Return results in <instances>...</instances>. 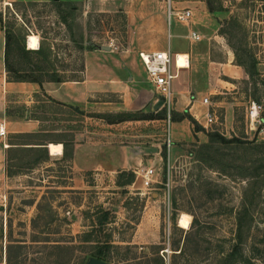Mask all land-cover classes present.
<instances>
[{"label":"rangeland","instance_id":"obj_1","mask_svg":"<svg viewBox=\"0 0 264 264\" xmlns=\"http://www.w3.org/2000/svg\"><path fill=\"white\" fill-rule=\"evenodd\" d=\"M6 1L11 5L4 6L0 0L4 22L24 21L29 36L38 38V47L40 42L52 46L51 62L59 78L80 79L84 54L97 51L94 59L98 62L124 66L126 82L139 83L132 89L138 91L142 83L151 92L144 69L142 73L133 70L136 63L142 67L139 53L162 51V45H170L172 55L188 57V66L179 70L178 79L191 85L197 99L207 98L208 102L197 109L199 120L178 111L176 95L167 108L156 93L143 99L150 104L146 112L135 106L137 102L127 100V107L137 109L92 114L94 133L101 134L95 139L105 141L108 131L111 141L156 149L145 154V163L139 166V170L154 171L149 188H143L137 173L128 171L118 174L115 185L109 181L104 189L64 191L70 183L69 165L54 162L49 169L32 170L28 163L32 158L11 153L13 159L8 162L6 151L0 162V195L5 199L4 210H0V264H85L90 253L105 244L111 245L105 258L108 264H155L157 256L165 264H216L236 242V214L247 186V180L240 177L247 172L239 166L244 163L247 169L257 159L255 151L264 155V146L252 148L264 145V0H214L211 13L206 0H56L74 8L65 24L53 10L52 0ZM179 2H187L188 7H180ZM169 9L172 13L187 9L191 16L186 24L177 23L174 17L169 21ZM192 31L199 41L189 39ZM103 46L110 51L101 50ZM229 61L236 66L237 61L244 62L251 77L241 67L244 75L237 77ZM182 71L186 78L180 76ZM207 86H213L210 95L202 93ZM45 98L39 92L28 106L24 98L14 96L9 113L12 118H53L57 112L59 118L80 120V112L74 108H61ZM94 100L120 101L112 93L96 94ZM220 102L232 106L229 127L224 126ZM253 104L260 109L251 119ZM126 114L130 121L106 126L107 118L120 119ZM207 114L214 123H207ZM46 126L52 130V123ZM70 126L58 134L59 139H69L71 130H79L81 125ZM211 131L253 146L243 150L223 146L220 158L224 161L215 165L225 170L222 173L200 159L216 164L200 150ZM118 133L121 135H115ZM43 135L49 140L57 137ZM254 194L248 217H243L249 228L242 234L244 244L234 264H264V181ZM49 212L52 219L45 217ZM105 212L107 220L100 225ZM182 214L190 217L188 229L179 226ZM86 235L91 242L83 241Z\"/></svg>","mask_w":264,"mask_h":264},{"label":"crops","instance_id":"obj_2","mask_svg":"<svg viewBox=\"0 0 264 264\" xmlns=\"http://www.w3.org/2000/svg\"><path fill=\"white\" fill-rule=\"evenodd\" d=\"M2 1L4 6L9 4L6 0ZM10 1L14 3L15 1L44 2L46 0ZM178 4L180 7H188L187 2H179ZM167 48L170 50V45L168 47L162 45L160 49L168 50ZM97 54V51H89L84 54L83 71L80 79L69 80L63 83L46 82L41 87L34 83L8 82L4 69V31L0 24V125L5 127V136L0 138L1 163L4 162L6 151L9 148L8 141H6L7 135L52 133L53 136L57 137H54L56 138L54 140L46 142L49 160L36 165L32 170L49 169L55 165L54 162L56 164L69 165L68 167L71 170L70 183L62 188L64 191L86 192L91 189H104V186L109 181H114L115 185L117 175L122 172L131 171L133 174L137 173L136 170H139V166L143 162L145 163L146 158H144V155L148 153L146 150L152 148H141L139 146L119 144L115 140L111 141L107 136L108 131L105 132V141L95 139V137H99L101 134L94 133L92 114L94 112L105 114L129 109L136 110L137 108L135 107H127V100L132 103L137 102L135 106H138V109L142 107L144 109L143 112L149 111L150 108L147 107H150V104L143 102V99L147 100L151 95H155L154 89L149 85L151 88L150 92L145 84L140 83L139 90L135 91L132 88L139 83H135V81L126 82V71L121 63L117 62L109 67L105 63L94 59ZM104 54L109 55L110 53ZM231 62L229 61L232 64L231 67L234 68V70L231 69V72H235L237 77H243V70ZM143 69V66L139 67L138 63L133 68L135 73H142ZM179 73L178 71V76L172 86V93L177 97L176 107L179 112L188 113L196 120H199V116L196 114L197 109L203 104L202 100L200 101L196 95H192L191 85L187 81L181 78L178 79ZM180 76L186 78L185 71H182ZM174 88H176L175 91ZM212 89L213 86H207L202 93L210 95L213 92ZM39 92H42L46 96L45 99L48 102L52 100L63 106L78 108L80 120L62 119L58 117V114H54L53 118H39L38 120L28 116L12 118L9 111L13 108L14 96L24 98L23 103L29 106L34 103L33 97ZM109 93L118 95L120 101L94 100L96 94ZM218 106L224 109V126H231L233 121L232 106L223 102L218 103ZM103 118L100 120H103ZM51 123L53 125L52 130L46 126ZM63 124L69 126H62ZM74 124H80L81 126L79 130L70 129L73 133L69 138L70 140L58 138L60 136L58 135L59 133H63L67 130V127L71 128L72 126L70 125ZM115 124L118 125V123ZM115 124L107 123L106 126H116ZM63 143L68 144L67 151L71 155L70 159H63ZM52 145L59 148L52 152L50 149Z\"/></svg>","mask_w":264,"mask_h":264},{"label":"trees","instance_id":"obj_3","mask_svg":"<svg viewBox=\"0 0 264 264\" xmlns=\"http://www.w3.org/2000/svg\"><path fill=\"white\" fill-rule=\"evenodd\" d=\"M212 1L214 0H206V6L208 11L211 13L214 11L212 7ZM34 3H29L32 6ZM53 6V10L60 17V21L62 23H67L74 14V8L72 5L59 2L56 0H52L51 2ZM14 15H18L14 12ZM16 19V18H15ZM22 19V17H21ZM16 21V20H15ZM17 23V22H14ZM14 23H6L4 22L3 14L0 11V24L4 31V69L6 73V79L8 82L13 83H34L38 86H42L43 83L53 82V83H63L66 82L65 79L59 78L57 71L54 69V65L51 62L53 56V48L51 45L46 44L44 42L39 43V47L35 50L26 49L25 39L29 36V31L26 23L22 21V24H14ZM18 28H15V27ZM82 35L78 36V39L81 40ZM74 37L72 38V40ZM76 41V40H73ZM81 42V41H80ZM253 63L254 60H253ZM237 65L241 67L244 72L251 77L252 72H249L247 66L244 62H238ZM254 69V66H252ZM83 71V66L82 70ZM51 104H55L59 107H65L72 109L70 106H63L59 103H56L50 100ZM79 112L78 108H74ZM57 111V110H56ZM60 113V112H59ZM57 114V112H54ZM187 114V113H186ZM127 115V116H126ZM123 118L120 119H106L108 124L121 123L125 121H130L131 118L129 114H126ZM186 116V115H185ZM189 119H192L188 116ZM38 120L40 117H33ZM222 122V121H220ZM11 138L16 139L12 141L11 138L8 141L9 148L7 150V160L11 161L12 155L17 154L18 157L32 158L31 161L28 160V163H31V166L35 167L36 165L48 161L49 156L47 153L46 145L47 141H50L48 136L43 134H15L10 136ZM70 138V137H69ZM208 141L206 144L200 147V150L206 154L207 158H210V161H214L216 164H209L207 159L200 158L201 161L211 167L216 169L222 173H225L223 168H217V162L223 163V159H221V153L223 146L234 147L237 150H243L245 147H250L253 144L248 142H242L238 138L228 139L220 134L218 131H211L207 134ZM67 140V139H64ZM70 140V139H68ZM64 146V156L63 159H70L71 155L68 153L67 148L68 144L63 143ZM264 145H255L253 149H260ZM261 152L255 151L254 161L250 164V166L246 169V164L242 163L239 166V169L246 170L247 174H243L240 176L241 178L247 180V186L243 191V205L240 210L236 214V242L232 246V249L226 255H222L218 258L216 264H234L237 262V257L241 252V247L244 244L242 234L245 230H248V225L244 221L243 217H248L249 209L253 206L254 200L256 199L255 192L256 189H260L262 182L264 181V155H260ZM262 156V159L258 158ZM20 157V158H21ZM257 164V166H256ZM240 175V174H238ZM134 176H132V180ZM43 210V209H41ZM45 210V209H44ZM53 213L49 212L45 217L53 218ZM108 213L105 212L102 218L98 221L101 225L103 221L107 220ZM84 242H91L90 235H86ZM154 249L162 250L161 246H153ZM111 245L105 244L102 248L94 250L90 253L89 257H94L100 260L106 261V255L110 253ZM181 253V252H180ZM175 255V254H174ZM107 262V261H106ZM155 264H165L163 258L157 256Z\"/></svg>","mask_w":264,"mask_h":264},{"label":"built area","instance_id":"obj_4","mask_svg":"<svg viewBox=\"0 0 264 264\" xmlns=\"http://www.w3.org/2000/svg\"><path fill=\"white\" fill-rule=\"evenodd\" d=\"M191 16V12L189 10H182L177 12L168 11V19L172 17L175 18V21L179 24H186ZM189 39L192 41H199L200 37L195 32H190ZM187 60L188 66V57L184 55ZM177 57L178 55H172L170 50H162V51H150V52H140L139 60L145 70L146 77L148 83L153 87L155 93L159 97V101L162 106H167V108L171 107L173 103V93L172 86L174 80L178 76V71L180 70L177 65ZM208 102L207 98L202 100L203 104ZM260 107L253 104L250 109V118L254 119L257 117L259 113ZM207 123H214L213 118L207 114ZM5 136V127L0 125V137ZM170 141L168 140V145ZM142 180L143 188H149L152 183V177L154 175V171L151 168H142L137 172ZM3 201V202H2ZM4 203V204H3ZM5 205V199L0 195V208Z\"/></svg>","mask_w":264,"mask_h":264},{"label":"bare ground","instance_id":"obj_5","mask_svg":"<svg viewBox=\"0 0 264 264\" xmlns=\"http://www.w3.org/2000/svg\"><path fill=\"white\" fill-rule=\"evenodd\" d=\"M38 48V38L36 36H29L28 37V49L30 50H35ZM177 65L179 66L180 69L182 68H186L187 66V60H186V57L183 55V54H178V57H177ZM57 146H50V149L52 152H54V150H56ZM190 225V217L185 215V214H182L180 219H179V226L183 229H188Z\"/></svg>","mask_w":264,"mask_h":264},{"label":"water","instance_id":"obj_6","mask_svg":"<svg viewBox=\"0 0 264 264\" xmlns=\"http://www.w3.org/2000/svg\"><path fill=\"white\" fill-rule=\"evenodd\" d=\"M101 50L110 51V47L103 46V47H101ZM146 151L148 153L156 152V150H154V149H148ZM0 210L2 211V210H4V208L1 207ZM85 264H108V263L106 261H104V260H100V259H97V258H94V257H89L87 259V261L85 262Z\"/></svg>","mask_w":264,"mask_h":264}]
</instances>
